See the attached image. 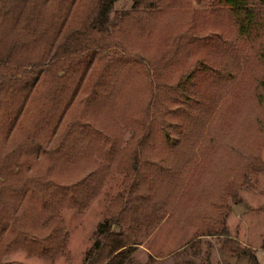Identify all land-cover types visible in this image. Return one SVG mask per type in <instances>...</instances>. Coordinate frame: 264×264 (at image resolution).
Returning a JSON list of instances; mask_svg holds the SVG:
<instances>
[{
    "label": "trees",
    "instance_id": "obj_1",
    "mask_svg": "<svg viewBox=\"0 0 264 264\" xmlns=\"http://www.w3.org/2000/svg\"><path fill=\"white\" fill-rule=\"evenodd\" d=\"M114 1L0 0V264H26L4 260L14 250L45 260L63 253L62 210H85L117 173L127 187L110 198L80 264H126L142 227L182 216L181 173L222 79L226 125L238 115L249 142L228 145L227 164L192 216L193 241L220 235L226 252L261 264L225 218L228 199L239 201L237 190L264 171V0L206 7L235 27L213 57L209 34L165 15L189 0H132L110 16ZM186 262L213 264L208 250ZM139 264L157 263L149 255Z\"/></svg>",
    "mask_w": 264,
    "mask_h": 264
},
{
    "label": "rangeland",
    "instance_id": "obj_2",
    "mask_svg": "<svg viewBox=\"0 0 264 264\" xmlns=\"http://www.w3.org/2000/svg\"><path fill=\"white\" fill-rule=\"evenodd\" d=\"M213 0H189L186 6L173 5L166 10V16H183L184 29L193 32L198 29L203 34H209L213 47L209 45L207 55L214 56V46L220 37H230L235 31L234 25L217 17H209L206 7ZM255 1V0H254ZM132 0H115L110 16L119 8H130ZM186 8V12L182 9ZM165 17V18H167ZM254 42L248 49L257 46ZM212 49L211 51L209 49ZM247 51V52H248ZM201 58V57H200ZM256 76V75H255ZM219 97L217 105L205 125V133L195 149L188 167L181 173V193L178 213L163 215L158 222L148 227H142L136 239L134 251L126 264H139L152 255L157 264H189L188 260L199 262L203 259L204 251H209V260L213 264H247L243 255H232L226 252L221 244V236L205 234L194 240L196 225L192 219L197 214V205L208 188L216 179L221 167L227 164L228 145L235 143L248 144L244 124L237 115L228 121L226 104L230 100V92L225 80H219ZM240 123L242 124L240 126ZM230 127V128H229ZM227 145V147H225ZM229 159V157H228ZM264 161V149L261 150ZM127 187L123 175L117 173L103 187L101 192L93 197L85 210L79 212L74 208L63 209L61 215L65 222L67 241L64 252L53 260L40 257H29L23 249L9 252L4 260L24 261L26 264H80L83 256L94 239V231L100 221L107 215L110 198ZM239 201L228 199L229 213L225 225L229 233L240 244L254 248L257 260L264 264V213L260 205L264 199V171L251 175L248 185L237 190ZM184 219V220H182Z\"/></svg>",
    "mask_w": 264,
    "mask_h": 264
}]
</instances>
